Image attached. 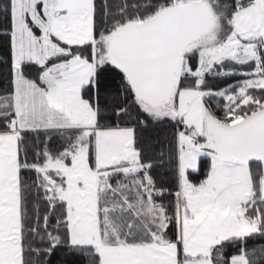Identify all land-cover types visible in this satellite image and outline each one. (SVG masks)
I'll use <instances>...</instances> for the list:
<instances>
[{
	"label": "snow or ice",
	"instance_id": "1",
	"mask_svg": "<svg viewBox=\"0 0 264 264\" xmlns=\"http://www.w3.org/2000/svg\"><path fill=\"white\" fill-rule=\"evenodd\" d=\"M0 264H264V0H0Z\"/></svg>",
	"mask_w": 264,
	"mask_h": 264
}]
</instances>
